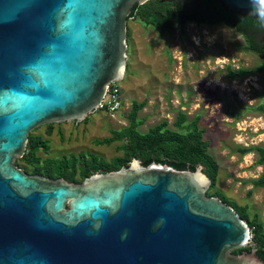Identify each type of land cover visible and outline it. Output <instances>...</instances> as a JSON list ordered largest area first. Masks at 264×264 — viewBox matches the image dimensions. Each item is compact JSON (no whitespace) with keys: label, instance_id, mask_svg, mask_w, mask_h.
<instances>
[{"label":"water","instance_id":"95a60500","mask_svg":"<svg viewBox=\"0 0 264 264\" xmlns=\"http://www.w3.org/2000/svg\"><path fill=\"white\" fill-rule=\"evenodd\" d=\"M149 0H0V264H264L251 230L197 168L143 166L82 183L16 162L29 134L95 115L128 60V21ZM260 20L261 0H218Z\"/></svg>","mask_w":264,"mask_h":264},{"label":"rangeland","instance_id":"374dc122","mask_svg":"<svg viewBox=\"0 0 264 264\" xmlns=\"http://www.w3.org/2000/svg\"><path fill=\"white\" fill-rule=\"evenodd\" d=\"M127 26V35H131L127 68L117 83L122 95L120 111L110 115L99 109L87 117L86 124H52L51 135L48 126L44 127L32 135L47 140L50 150L46 154L39 151L38 156L63 158L83 152L106 162L122 157L117 149L121 143L101 146L96 141L129 125L127 115L133 102L144 103L138 112L141 133L162 122L176 130L174 123L180 111L188 115V121L199 115L209 152L220 167L211 192H221L228 201L247 207L249 217L256 216L264 226V188L250 183L261 176L264 165L257 163L256 152L241 156L237 151L238 147H264V115L243 109L248 106L254 110L262 101L263 60L245 53L240 33L224 24L189 23L183 32L178 28L174 34L163 36L138 20L128 21ZM238 67L253 73L231 79L228 69L236 71ZM228 110L242 116L235 120ZM16 164L24 167L18 160Z\"/></svg>","mask_w":264,"mask_h":264},{"label":"trees","instance_id":"16d2710c","mask_svg":"<svg viewBox=\"0 0 264 264\" xmlns=\"http://www.w3.org/2000/svg\"><path fill=\"white\" fill-rule=\"evenodd\" d=\"M188 5V9L186 6ZM191 6L196 8V12H191ZM130 20H138L148 28L157 31L161 36L169 33L174 34L180 27L183 28L186 22H194L197 25L212 26L215 23H225L240 32L234 26L241 20L253 24L254 20L242 15H235L226 12L218 0H149L143 5H135ZM129 20V21H130ZM184 30H182L183 32ZM131 35H128V37ZM247 49L257 52L254 37H247ZM129 43V42H128ZM255 44V45H251ZM253 73L252 70H240L239 72L228 69L231 79H239ZM262 100L254 110L244 106L245 112L251 111L264 115V93L259 95ZM143 104L133 102L127 115L129 125L120 131H113L112 136L101 141H96L97 145L110 146L114 143H121L117 146L118 151L123 153L122 157H117L109 162L104 161L97 155H87L80 152L77 155H69L63 158H46L38 156L39 151L48 153L49 142L40 136L29 134L27 149L24 156L18 159L23 164V170L29 174L48 177L52 180L64 178L72 183H82L86 178L96 173H107L128 167L134 159L140 160L143 166L151 163L170 165L178 170L195 171L202 168V171L212 180L209 196H216L231 206L241 218L245 219L251 230V240L246 248L234 251V254L250 252L256 250L257 255L264 261V226L255 216L250 218L247 207H239L235 203L228 201L221 192H211L219 176V164L209 152V142L205 140V130L199 124L201 116L197 115L192 121H188V115L180 111L177 121L174 123L176 130L168 127L166 122H162L146 133L139 131L140 122L138 112L143 108ZM235 120L242 116L237 112L228 110ZM243 114V113H242ZM88 122L87 118L83 121ZM53 125H48V135L52 134ZM238 153L244 156L250 152H256L259 156L257 163L264 165V147H238ZM254 187L264 188V171L261 176L250 182Z\"/></svg>","mask_w":264,"mask_h":264},{"label":"flooded vegetation","instance_id":"af4514ba","mask_svg":"<svg viewBox=\"0 0 264 264\" xmlns=\"http://www.w3.org/2000/svg\"><path fill=\"white\" fill-rule=\"evenodd\" d=\"M186 8L188 9V5L186 6ZM190 9L192 10L191 12H194V13L196 12L195 11L196 8L194 6H191ZM251 20H254V19H251ZM254 21H257V22H254L253 24H249V23H247V21L241 20L239 23L238 22L234 23V26L236 27L237 30L240 31L239 33H240L242 39L244 40V45H243L242 50H244L245 53L252 54V55L258 57L260 60H263L262 63H264V20L260 19V20H254ZM189 23H194V22H189V21L186 22L185 25L183 26V28L180 27V30H185L184 27ZM194 24H196V23H194ZM217 24L218 25L219 24L226 25L225 23L219 22V23L213 24L212 26L217 25ZM202 25H205V24H202ZM199 26H201V25H199ZM226 26H228V25H226ZM228 27L230 29L231 28L234 29L233 27H230V26H228ZM249 36L255 38V42H257V45L255 47L258 48L257 52H254V51L247 49V46H248L247 37H249ZM251 45H255V44H251ZM262 69H263V67L261 66V68H258V71H261ZM240 70H248V69L238 67V70H236V71L233 70V71L239 72ZM245 77H247V76H245ZM245 77H243V78H245ZM239 79H242V78H239ZM234 80H236V79H234ZM31 175H34V174H31Z\"/></svg>","mask_w":264,"mask_h":264},{"label":"built area","instance_id":"2783aa9c","mask_svg":"<svg viewBox=\"0 0 264 264\" xmlns=\"http://www.w3.org/2000/svg\"><path fill=\"white\" fill-rule=\"evenodd\" d=\"M122 106L121 90L117 84H113L104 101L102 102L100 109L106 113L112 115L120 111Z\"/></svg>","mask_w":264,"mask_h":264},{"label":"clouds","instance_id":"9594fccd","mask_svg":"<svg viewBox=\"0 0 264 264\" xmlns=\"http://www.w3.org/2000/svg\"><path fill=\"white\" fill-rule=\"evenodd\" d=\"M261 2L262 3H264V0H261ZM260 18L262 19V20H264V12H262V13H260ZM117 84V83H116ZM100 109V108H99ZM98 109V110H99ZM101 111H103L102 109H100Z\"/></svg>","mask_w":264,"mask_h":264}]
</instances>
